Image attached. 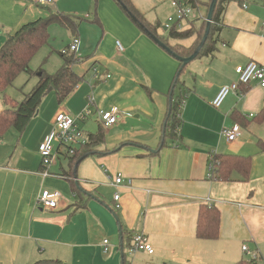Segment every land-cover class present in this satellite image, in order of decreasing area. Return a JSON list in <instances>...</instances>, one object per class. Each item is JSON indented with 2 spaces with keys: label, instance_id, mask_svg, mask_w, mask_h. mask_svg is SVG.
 Listing matches in <instances>:
<instances>
[{
  "label": "crops",
  "instance_id": "crops-1",
  "mask_svg": "<svg viewBox=\"0 0 264 264\" xmlns=\"http://www.w3.org/2000/svg\"><path fill=\"white\" fill-rule=\"evenodd\" d=\"M130 1L148 23L160 24L161 33V13L173 8L170 0ZM207 3L199 4L198 19L185 27L179 23L181 29L190 23L198 28ZM54 12L81 19L75 31L60 27L69 42L74 36L80 39L82 62L72 69L82 81L61 104L54 92L47 94L22 133L11 128L0 138V264H123L135 233L145 234L154 253H137L128 258L131 264L248 262L242 246L255 249L264 241V121L253 120L264 109V88L252 81L230 93L220 107L212 102L222 86L237 80V66L254 61L264 67V0L222 4L216 50L184 67L181 84L173 89L174 98L182 97L180 123L175 138L161 148L179 61L114 0H54L46 6L0 0V47L23 25ZM116 41L123 48L120 53ZM193 41L171 44L189 48ZM14 105L0 96V112ZM86 108L91 112L77 126L85 137L101 130L103 143L92 147L72 176L67 156L59 154L44 166L38 150L55 115L63 111L76 119ZM112 108L118 109L117 122L105 128L98 113ZM234 126L241 135L229 142L222 130ZM211 155L248 158L247 180L237 172L230 181L209 179ZM118 175L123 182L114 186ZM72 182L80 188L78 194ZM44 190L61 194L57 209L37 203ZM203 205L219 211L215 240L196 237Z\"/></svg>",
  "mask_w": 264,
  "mask_h": 264
},
{
  "label": "trees",
  "instance_id": "trees-1",
  "mask_svg": "<svg viewBox=\"0 0 264 264\" xmlns=\"http://www.w3.org/2000/svg\"><path fill=\"white\" fill-rule=\"evenodd\" d=\"M94 3L97 0H93ZM115 3L122 9L123 13L128 18H136L151 34L162 41L170 50L180 57H189L198 47L201 38L204 34L206 21L203 20L197 28L194 23H190L187 28L179 29L177 25H173L168 29L167 37L158 35L157 30L160 28L159 23L150 24L145 18L135 9L130 0H114ZM192 8H196L200 3L197 0H182ZM207 3V11L210 4ZM232 0H218L215 8L211 29L207 41L202 48L198 57L210 55L216 50L215 33L217 31L216 23L222 12V4ZM125 8V10L123 9ZM81 19L61 13H50L48 17L41 18L36 21L27 23L19 28L14 34L8 35L0 47V93L10 87L17 76L25 72L30 77L36 76L37 82L32 87L29 93L24 95L21 102L16 103L13 107H7L0 112V138L6 132L13 128L19 133H22L32 118L38 112L39 106L45 96L50 92H54L59 104L63 103L72 93L74 88L82 81V78L74 73L71 68L73 55L62 52L60 55L63 58L64 65L54 74H47L43 69L39 68L35 72L31 71L29 64L33 57L38 53L40 48L48 42V28L52 24H58L68 30L75 31ZM193 38L194 41L189 48L180 44H171V41L180 42ZM180 63V62H179ZM181 63L179 64L178 72L175 76L172 88L181 84L180 75L183 72ZM174 91L170 96L169 93V109L165 124L163 126V136L160 143V148L166 143L168 138H175L176 125L180 123L178 119L179 105L182 97L174 98ZM5 103L8 100L4 98ZM264 109L255 117L256 121H264ZM88 142L74 151L71 158L70 175L74 171L75 166L86 156L91 154V149L96 144L103 143V133L98 131L96 134H89ZM261 150H264V143L260 144ZM213 175L212 179L217 181H230L233 172H237L243 180H247L251 168V163L248 158H242L233 155H215L213 156ZM73 170V171H72ZM72 176V175H71ZM72 190L78 194L80 188L72 182ZM220 225V214L218 209L210 206H201L197 216L196 237L199 239L215 240L218 236ZM50 264H58L53 262ZM239 264H250L249 262H241Z\"/></svg>",
  "mask_w": 264,
  "mask_h": 264
},
{
  "label": "built area",
  "instance_id": "built-area-1",
  "mask_svg": "<svg viewBox=\"0 0 264 264\" xmlns=\"http://www.w3.org/2000/svg\"><path fill=\"white\" fill-rule=\"evenodd\" d=\"M32 3L36 5H49L54 2V0H30ZM171 6L174 8L175 13L178 16V20L173 23V25H177L179 29L180 21L185 19L188 15L191 14L190 9H186L183 7L181 0H170ZM199 6V5H198ZM197 6V7H198ZM196 7V8H197ZM246 8V6H243ZM168 22H173L172 18H168ZM172 25V26H173ZM168 30V27H164ZM80 39L78 36H74L68 48L63 51L66 54L73 55V62L71 64V68L74 67L75 64H79L82 62V59L76 56V53L79 50ZM116 49L118 53L123 51L121 44L116 41ZM237 80L229 85L222 86L214 98L212 105L216 108L220 107L224 102L226 97L230 93H239L240 86L249 85L252 81H256L260 87L264 88V67L260 64L251 61L243 66H237L234 70ZM240 93L239 95H241ZM91 110L86 108L76 119L69 116L67 113L63 111H59L53 120V127L48 133L46 139L39 146V154L42 159V164L44 166L50 165L54 159L59 157V154L63 156H72L74 151L80 148L82 145L88 142L87 137L82 133V131L78 128L76 121L79 119H83L90 114ZM118 117V109L112 108L110 111H102L98 113L99 122L106 128L116 124ZM222 135L225 136L226 140L231 142L237 140L241 135V130L238 126H234L231 129L222 130ZM56 148V149H55ZM213 156L211 155L209 158L208 164V178L211 179L213 173ZM44 175L47 176L48 172H44ZM122 177L117 176L114 181V186H119L122 184ZM120 198L119 194L116 193L114 195V200L118 201ZM61 200V194L57 191H47L44 190L40 193L37 203L44 208L47 209H57L59 207ZM108 241H103V251L106 253L108 251L107 248ZM145 253L147 255H152L154 253L153 247L147 242V238L144 233H135L131 237L130 244L127 248L126 262L123 264H131L132 260L128 259L129 257L133 259L134 255L137 253ZM242 252L246 256H250L248 262L250 264H254L257 258V251H252L246 245L242 246Z\"/></svg>",
  "mask_w": 264,
  "mask_h": 264
},
{
  "label": "rangeland",
  "instance_id": "rangeland-1",
  "mask_svg": "<svg viewBox=\"0 0 264 264\" xmlns=\"http://www.w3.org/2000/svg\"><path fill=\"white\" fill-rule=\"evenodd\" d=\"M197 1H199L200 3L209 2V0H197ZM181 2L184 8L191 10V14L188 15L185 19L180 21L182 27L183 26L185 27L188 22L194 21L195 19L199 18V13L201 9L199 7L192 8L190 5L186 4L182 0ZM205 10H207V8ZM168 17H171L173 22H168ZM161 18H163V20L161 21V29H160L161 33L158 32V35L162 37H167L169 30L164 31L162 30V28L167 26L168 29H170L173 23L178 20V16L175 13L174 8H172L168 11L163 10V12L161 13ZM57 25L58 24L52 25V27L50 26L51 28H49L48 30L49 31L48 42L40 48L38 53L31 60L29 64V68L32 71H36L37 69L41 68L47 74H54L64 65L63 60L60 57V54L61 52L67 49L71 41L69 42V36L67 34V31H65V29ZM79 52H80V47H79L78 52L76 53L77 57L79 55ZM185 67H187V65ZM87 69L84 72H86ZM185 71H186V68L181 73L180 75L181 77H184ZM92 73H94V71L89 72L85 78H87L88 75L91 76ZM36 80L37 78L35 76L29 77L28 74L25 72L20 73L15 79V81L13 82V84L10 87H8L4 91V93H0L1 99L2 100H4V98L7 99L8 103L11 102V104L12 103L16 104V103L21 102L23 100V95H26L31 90V88L36 84ZM251 250L257 251V258L254 264H260V262L264 264V241L260 247H257ZM247 257L248 259H250V256H247Z\"/></svg>",
  "mask_w": 264,
  "mask_h": 264
},
{
  "label": "water",
  "instance_id": "water-1",
  "mask_svg": "<svg viewBox=\"0 0 264 264\" xmlns=\"http://www.w3.org/2000/svg\"><path fill=\"white\" fill-rule=\"evenodd\" d=\"M217 2H218V0H211L210 1L208 11L206 14V18H205L206 24H205L204 34L201 38V41H200L198 47L195 49V51L189 57L177 56L162 41H160L157 37H155L153 34H151L139 21L136 20V18L132 17L131 19L143 33H145L147 36H149L159 47L164 49L167 53H169L172 57H174L177 61H179L181 63L182 68H184L186 65H188L191 61H193L194 59H196L199 56L202 48L204 47L205 42L207 41V38H208L209 33H210L213 14H214L215 8L217 6ZM123 9L125 10L124 7H123ZM172 92H173V88L170 91V96L172 95ZM150 152H153V151L151 150ZM122 258H123V256H122Z\"/></svg>",
  "mask_w": 264,
  "mask_h": 264
}]
</instances>
